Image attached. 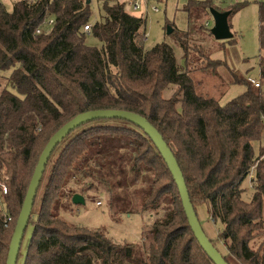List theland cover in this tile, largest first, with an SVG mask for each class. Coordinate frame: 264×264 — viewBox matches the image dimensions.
<instances>
[{
  "label": "trees",
  "instance_id": "1",
  "mask_svg": "<svg viewBox=\"0 0 264 264\" xmlns=\"http://www.w3.org/2000/svg\"><path fill=\"white\" fill-rule=\"evenodd\" d=\"M97 3V20L93 0H18L12 11L0 5V76L6 78L0 91V184L7 188L0 189V264L6 263L46 143L73 117L98 108L146 117L173 149L197 216L206 204L210 219L222 223L218 240L209 237L221 255L230 264H264V146L257 153L253 145L264 140V2L259 1L261 85L236 75L233 81L244 82L246 90L226 104L197 93L191 75L217 73L224 62L192 43L194 31L205 28L196 17L211 14L210 0H188V29L171 32L183 50V66L167 42L144 47L145 17L118 0ZM239 8L231 7L229 16ZM87 23L89 31L83 28ZM89 36L100 46L89 44ZM250 176L251 190L242 186ZM91 190L107 197L115 220L129 209L149 216L141 242H118L104 228L62 216L72 211L74 194ZM29 225L23 264H215L189 225L161 153L141 127L123 118L88 121L55 147ZM257 237L259 244L252 246Z\"/></svg>",
  "mask_w": 264,
  "mask_h": 264
},
{
  "label": "rangeland",
  "instance_id": "2",
  "mask_svg": "<svg viewBox=\"0 0 264 264\" xmlns=\"http://www.w3.org/2000/svg\"><path fill=\"white\" fill-rule=\"evenodd\" d=\"M18 0H0V5L7 11L13 10L14 2ZM125 4L128 12L134 15L146 18V36L144 47L151 49L158 43L167 42L176 53L177 62L180 66L184 65L183 50L178 45L174 33L169 32V28L176 30H187L189 26L188 13L183 9L188 0H145L141 8L133 10L128 2L130 0H118ZM212 6L221 10H230L231 7L239 5L240 8L228 17L231 31L234 34V40L228 42L227 39H216L210 36L205 28L212 27L214 24L211 14L203 13L196 17V24L201 26L205 24L204 30L194 31L193 44L197 43L204 52H208L212 58L224 61L219 66L217 73L208 71H194L192 77L196 92L201 95L213 96L226 104L237 95L246 90L244 82L233 81L237 75L240 78L249 77L259 78L260 75V5L259 1L264 0H210ZM100 3L93 0L92 20H97L101 16ZM209 22L207 24V22ZM194 23V22H193ZM87 42L91 45L100 46V41L94 36H89ZM10 70H6L4 76L9 75ZM263 89H264V80ZM6 84V78L0 76V91ZM174 86L167 88L163 96L168 98L174 90ZM255 151L258 153L260 147L264 146V140L260 143L254 141ZM253 177V176H252ZM251 176L246 178L242 184L245 188L251 190ZM0 184V189H4ZM84 203L75 204L72 200V211H64V216L68 221L78 223L90 228L101 227L114 240L141 242L145 230V224L148 223L149 216L146 213H132L130 209L123 212L120 220H115L113 210L107 200V197L97 191H89L82 195ZM73 199V198H72ZM100 200V203H98ZM2 202L0 191V203ZM198 219L203 226L208 238L217 239L218 233L223 225L219 221H213L209 216V208L206 204L199 205ZM132 213V214H131ZM33 232L32 225L27 227L21 246V256L17 264H23L27 247L30 243ZM259 237L252 241V246L259 244ZM218 240V239H217ZM218 247H223L219 244Z\"/></svg>",
  "mask_w": 264,
  "mask_h": 264
},
{
  "label": "water",
  "instance_id": "3",
  "mask_svg": "<svg viewBox=\"0 0 264 264\" xmlns=\"http://www.w3.org/2000/svg\"><path fill=\"white\" fill-rule=\"evenodd\" d=\"M210 13L213 18L214 24L211 27V34L216 39H231L233 38V32L231 31L228 17L230 10H217L215 7L210 8ZM172 28H169V32H172ZM102 118H123L141 127L147 135L152 139L155 146L161 153L165 160L173 178L178 186L180 198L182 201L183 209L188 219L189 225L198 240L201 247L207 253V255L214 261L215 264H230L221 255L217 247L208 238L205 233L196 213V210L192 204L187 184L178 163V160L173 152V149L169 147L164 140L163 135L159 130L143 115L117 108H98L90 109L79 113L71 120L61 126L48 140L41 154L39 155L38 162L35 166L34 172L30 179L23 204L18 214L14 232L12 234L7 259L5 264H17L18 256L21 249V244L24 238L26 228L29 223V218L32 213V209L35 202L36 193L40 185L43 173L45 171L48 160L55 149V147L64 139V137L78 126L95 119ZM73 202L75 204L84 203V198L81 194L76 193L73 195Z\"/></svg>",
  "mask_w": 264,
  "mask_h": 264
},
{
  "label": "built area",
  "instance_id": "4",
  "mask_svg": "<svg viewBox=\"0 0 264 264\" xmlns=\"http://www.w3.org/2000/svg\"><path fill=\"white\" fill-rule=\"evenodd\" d=\"M145 0H130L128 2V5L133 9V10H138L141 8V4L144 2ZM46 24H49L51 25L53 23V19H46L45 22ZM84 30L85 31H89L90 30V23H87L83 26ZM41 31V28L37 29V32H40ZM248 82L251 83V84H254L255 86H260L261 85V82L259 80V78H254V77H249L248 79ZM3 186V189H4V192H6V186L4 184H2ZM100 203V202H98ZM11 220V217H8L5 221V224H7L9 221Z\"/></svg>",
  "mask_w": 264,
  "mask_h": 264
}]
</instances>
